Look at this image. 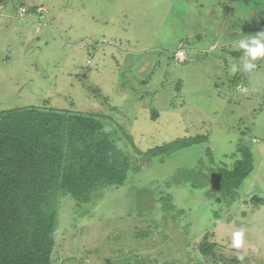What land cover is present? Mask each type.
I'll return each instance as SVG.
<instances>
[{
    "label": "rangeland",
    "instance_id": "374dc122",
    "mask_svg": "<svg viewBox=\"0 0 264 264\" xmlns=\"http://www.w3.org/2000/svg\"><path fill=\"white\" fill-rule=\"evenodd\" d=\"M262 31L264 0H0V114H97L130 159L96 204L60 198L53 264H264V58L245 72L238 48ZM192 136L208 140L145 154ZM244 146L235 198L217 172Z\"/></svg>",
    "mask_w": 264,
    "mask_h": 264
},
{
    "label": "trees",
    "instance_id": "16d2710c",
    "mask_svg": "<svg viewBox=\"0 0 264 264\" xmlns=\"http://www.w3.org/2000/svg\"><path fill=\"white\" fill-rule=\"evenodd\" d=\"M206 136L178 138L149 148L162 157ZM233 168L217 172V188L236 196L254 170L253 153L240 148ZM130 159L97 114L29 105L0 114V264H53L60 198L96 204L104 189L123 185ZM236 198V197H235ZM252 201L262 203L258 195ZM200 251L212 255L205 239Z\"/></svg>",
    "mask_w": 264,
    "mask_h": 264
},
{
    "label": "clouds",
    "instance_id": "9594fccd",
    "mask_svg": "<svg viewBox=\"0 0 264 264\" xmlns=\"http://www.w3.org/2000/svg\"><path fill=\"white\" fill-rule=\"evenodd\" d=\"M238 48L244 50V54L249 59L244 64V71L251 72L257 67L254 63L258 58H264V31L259 32L257 36H250L245 39H241L238 42ZM182 55V54H178ZM233 73L237 71V67L234 65L232 68ZM244 231L239 230L232 234L231 246L235 249H241L244 245ZM243 256L237 257V259L243 260Z\"/></svg>",
    "mask_w": 264,
    "mask_h": 264
},
{
    "label": "built area",
    "instance_id": "2783aa9c",
    "mask_svg": "<svg viewBox=\"0 0 264 264\" xmlns=\"http://www.w3.org/2000/svg\"><path fill=\"white\" fill-rule=\"evenodd\" d=\"M20 10H21V13L23 14V13H25V12H28V8H26V7H21L20 8ZM178 54H182V55H178ZM177 59H181V60H184L185 59V57H186V54H185V51L184 50H181V51H179L178 53H177Z\"/></svg>",
    "mask_w": 264,
    "mask_h": 264
},
{
    "label": "crops",
    "instance_id": "0c3cea01",
    "mask_svg": "<svg viewBox=\"0 0 264 264\" xmlns=\"http://www.w3.org/2000/svg\"><path fill=\"white\" fill-rule=\"evenodd\" d=\"M43 8H44V6H43ZM36 13H37V11H36Z\"/></svg>",
    "mask_w": 264,
    "mask_h": 264
}]
</instances>
